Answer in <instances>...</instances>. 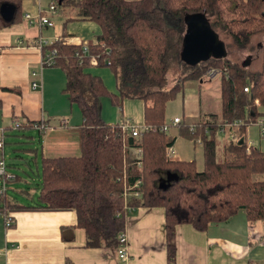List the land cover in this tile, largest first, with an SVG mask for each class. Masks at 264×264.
<instances>
[{
	"label": "trees",
	"instance_id": "obj_1",
	"mask_svg": "<svg viewBox=\"0 0 264 264\" xmlns=\"http://www.w3.org/2000/svg\"><path fill=\"white\" fill-rule=\"evenodd\" d=\"M53 1L57 6L75 9L77 19L99 24L101 35L97 44H89L90 52L100 54L96 66H109L118 96L109 95L98 75L85 71L90 65L76 57L79 45L57 40L44 47L56 49L54 65L65 71L64 92L79 106L83 123L79 156L41 159L37 207L73 210L77 227L85 232L87 248L116 250L117 237L125 227V179L128 184L141 180V200L129 204L164 210L169 264L174 260L177 225L205 231L210 224L226 222L240 210L249 222L264 221V179L254 178L264 173V152L253 147L247 151L245 140L247 122L261 114L255 100L264 105V45L262 66L257 72L226 57L210 58L188 65L174 84L166 87L170 62L180 55L187 14L203 12L208 20L209 15H215L235 44L244 48L254 34L264 32V0ZM3 4L13 9V16L5 20L0 12V29L22 19L21 0H0V7ZM105 57L110 64L103 63ZM209 68L226 72L220 81L221 113L209 114L193 129L185 123L180 125L183 135L201 139L204 169L197 171L194 161L166 158L165 148L173 144V138L159 128L164 123L166 103L176 97L186 80L201 78ZM104 96L117 105L125 98L151 101L152 105L144 108V123L155 130L143 132L136 139L126 136L120 124H106L99 114L100 98ZM234 120L243 123L236 129L235 139L224 147L225 159L216 161L218 126ZM40 122L32 121L30 126ZM138 147L142 149L140 170L136 155L130 153ZM163 172L172 175L167 183L162 182Z\"/></svg>",
	"mask_w": 264,
	"mask_h": 264
},
{
	"label": "crops",
	"instance_id": "obj_2",
	"mask_svg": "<svg viewBox=\"0 0 264 264\" xmlns=\"http://www.w3.org/2000/svg\"><path fill=\"white\" fill-rule=\"evenodd\" d=\"M50 1L53 0H21L24 18L0 29V128L6 129V135L12 136L14 143H19L17 142L19 140L23 143L24 139L19 138L25 137L26 131L33 130L32 133L37 134L35 141L39 149L34 147L35 145L13 147L19 149L15 154L24 150L30 155L34 154L35 159L40 157L39 185L42 178L41 159L43 157H77L80 155L83 123L82 115L81 118L76 116L74 103L64 92L65 71L54 65L55 62L49 66L42 64L43 56L53 49H44V47L52 45L57 40L66 45L75 46L82 41L97 44L98 36L101 35L99 24L92 20L73 19L77 21L68 23L69 28L66 30V22L65 24L54 22L53 27L40 28L26 19L27 11L37 15L40 9ZM65 11L66 8L58 5L56 14L58 18L64 16ZM61 19L64 20V18ZM74 24L79 27L72 29L71 25ZM219 39L221 40L220 37ZM45 41L49 44L40 45ZM257 45L258 49L264 47L262 40ZM250 49L252 50L253 47ZM262 54L263 50H261V56L260 54L256 56L248 54L238 65L250 72H257L261 69L262 63L258 69L255 67L257 64L254 59L259 60L260 57L262 61ZM87 71L93 74L90 67ZM95 73L100 78L103 74L100 72V76L98 71ZM220 79L221 75L207 77L204 74L199 79L186 80L179 92L182 95L183 117L180 118L179 123L170 124L172 117L170 123L167 124L169 125L167 130L182 123L193 129L195 123L209 114H220L222 109ZM32 81H36L39 86L33 89ZM151 105V101L125 98L118 105L119 116L108 120L105 118V111L102 115L100 98L99 114L108 125L120 124L127 119L142 128L145 126L144 108ZM255 105L260 106L257 100H255ZM137 107L140 109L139 116L136 114ZM260 115L259 118L256 117L254 121L246 124L247 151L253 147L264 152L262 131L264 113ZM16 120L23 123L20 126L22 125L21 129L24 131L21 132L22 134H9V129H13L11 123ZM32 121H41L40 124L43 125L39 126L43 128L30 126ZM242 123L241 120L240 124ZM253 125L259 130V147L250 135V128ZM238 126H233L223 132L217 131L228 137V143L235 139ZM169 136L173 138V144L165 148L166 158L173 161H191L190 157L182 153L176 145L178 141L176 128ZM26 137H29L28 141L34 142L33 136ZM6 143L7 139L5 145ZM199 143L202 147L201 140ZM3 151L5 159V150ZM130 153L136 155L137 151L130 149ZM15 156L17 157L18 154ZM223 157L225 159L224 149ZM15 161L17 162V159L10 164L5 161L7 172L13 175L9 182L25 186L27 180L17 175L16 170L9 168L15 166ZM136 167L138 170L142 168V166L141 168ZM195 167L197 171H201L198 163ZM257 177L264 179V173L254 178ZM8 189L5 193H0V264H169L165 215L162 208L132 205L131 212L124 208L125 227L122 232L127 237V258L121 259L117 253L119 245L116 250L107 247H86L85 232L77 227L73 210L37 207L40 186L35 192L12 187L15 192L22 194V202L11 196ZM124 190L126 191V188ZM4 215L10 216L13 220L9 229L5 227ZM174 243V260L170 264H264V221L249 222L245 212L240 210L226 222L210 224L205 231H197L188 224L177 225Z\"/></svg>",
	"mask_w": 264,
	"mask_h": 264
},
{
	"label": "rangeland",
	"instance_id": "obj_3",
	"mask_svg": "<svg viewBox=\"0 0 264 264\" xmlns=\"http://www.w3.org/2000/svg\"><path fill=\"white\" fill-rule=\"evenodd\" d=\"M23 10V8H22ZM58 13V12H57ZM56 13V14H57ZM54 14L53 16H51L53 18V22L57 23H64L66 22V30H68L69 28V24L68 23H75L74 21L77 20H73V19H77L76 17V11L75 9H72L70 6L66 7V11L64 12V16H62L61 18H64V20H62L61 18H58V16ZM23 11H22V15L21 18L23 19ZM210 19L209 21L212 22V24H214V28L215 31H217V33L219 34V37L221 38L222 42L224 43L225 46V50H226V59L230 60L231 63L233 64H241V62L246 58V56L248 54H251L253 56H256L257 54H260L261 56V50L262 49H258L256 48V46H258V42L260 40H262V43L264 44V32H259L257 34H254L251 37V40L247 43V45L244 48H241L239 46H237L234 42V40L232 39L229 31L223 27V24L219 23L216 18L215 15H209ZM72 19H69V18ZM61 19V20H60ZM186 16L185 19H183L184 22V27L186 30ZM65 24V23H64ZM79 26L77 24L71 25L72 29H77ZM80 34V33H79ZM78 36H81L79 35ZM185 34V31H184ZM253 47V49L251 50L250 48ZM254 61L256 62L255 67L259 69L260 67V63H262L260 57L259 60H257V58L254 59ZM90 70L93 72V74L96 75V71H98V73L100 74L103 84L105 86V88L107 89L109 95H113V96H118V90L116 87V81H115V77L114 74L111 72L109 66H96V65H90ZM253 67V66H252ZM188 69V64L185 63L181 56H177V57H173V59L170 62V70L168 73V83L166 85V87L171 86L172 84H174L175 79L179 76L182 75L186 70ZM220 72L217 73V75H221L226 77V72H222L220 69H218ZM85 71H87V67L85 69ZM222 80V78L220 79V81ZM221 83V82H220ZM182 92V91H181ZM188 92V90H187ZM101 105H102V115L104 113V111L106 112V117L108 118V120L111 119H115L116 117L119 116V109H118V105L115 103H112V99H110L108 96H104L101 98ZM74 109H75V113L76 116L81 118V111L79 106L74 103ZM257 110L263 114L264 113V105H260L257 107ZM140 113V109L139 107H137V111L136 114L137 116H139ZM174 116H176L177 118H182V95L180 93H178L176 95V97L172 100H170L168 102V104L166 105L165 108V113H164V123L165 124H169L170 123V119ZM258 115L257 117L259 118ZM172 118V119H173ZM17 122H19L18 120H16ZM172 121V120H171ZM14 123H11V126L13 125V129H9L8 133H18V134H22L21 132L24 131V129H19V128H15L14 127ZM21 123V122H20ZM226 122H223V124ZM23 124V123H21ZM222 125V124H220ZM177 132H178V141H177V147L180 149V151L182 153H186V155H188L191 159V161H194V164L197 165L198 163V168L199 170H203L204 169V157H203V149L200 145V138H196L195 142H193V140L185 135H183L180 131V125H177V127H175ZM174 127H171L169 130H167L165 132L166 135H170V133L172 132L173 129H175ZM3 128H0V130ZM6 130V129H5ZM33 130H29L25 132L26 136H33V140L34 142H30L27 139L29 137H21L19 139H24L23 143H21V140L17 141L19 143H14V139H12V136H7L5 133V141L7 139V143L5 145V161L8 162V164H10V162H12L13 160L17 159V162L15 161V166L13 167H9L10 169L16 170V174L20 175L21 177H23L24 179L27 180V184L25 186L21 185V184H17L14 185V182H9L7 183V189H8V193L11 194V196H14L19 202H22L23 200L22 198V194L21 193H17L15 192L13 188H23V189H27L30 192H35V190H37L39 188V179H40V173H41V167H40V157L38 159H35V155H30L29 152H26L24 150H21L18 154V156L16 157L15 152L19 149H16L17 147H13V146H28V147H32L33 145H35L34 147H38V143L37 141H35V137L37 136V134L32 133ZM221 132V131H220ZM250 135L251 137L254 139L255 144L257 145V147L260 146V142H259V130L257 126H252L250 128ZM227 136L222 133L220 134L218 131L215 134V141H216V160L218 161H222L223 160V145L227 143ZM16 140H18L16 138ZM137 143H141L142 144V140L140 142V140L137 141ZM227 145V144H226ZM133 151H137V149H133ZM140 150H138L137 152L139 153ZM162 174V173H161ZM162 182L167 183L168 180L170 179L167 174L165 172H163L162 174ZM161 184V183H160Z\"/></svg>",
	"mask_w": 264,
	"mask_h": 264
},
{
	"label": "built area",
	"instance_id": "obj_4",
	"mask_svg": "<svg viewBox=\"0 0 264 264\" xmlns=\"http://www.w3.org/2000/svg\"><path fill=\"white\" fill-rule=\"evenodd\" d=\"M58 12V6L56 5V3L54 1H50L45 7L41 8L40 11L37 13V15H33L30 12H26L25 13V17L26 19H29L30 23H34L35 25H37L38 27L42 28V27H53L54 26V22L51 16H53L54 14H56ZM46 44L48 45L49 43L47 41H45L44 43H40V45ZM81 49L80 52L76 53V57L79 59L80 63H83L84 61H88L89 65H99L101 58H100V54L98 53H91L90 52V45L89 43H87L86 41H82L81 43L78 44ZM57 55V51L56 49H52L50 51H48L42 59V64L45 66H49L52 65L55 62V57ZM103 63L105 64H110V60L109 58L105 57L102 59ZM220 72L218 69L216 68H209L207 70V72L205 73L207 75V77H214L217 75V73ZM33 75H35V73H33ZM39 86V84L36 81H32L31 82V87L33 89L37 88ZM245 91H248L249 88L245 87L244 88ZM181 121V119L175 117L172 119L170 124H177ZM240 120H234L231 122H226V123H221L222 125H219L218 127V131L223 132L226 129L232 128L233 126H238L240 124ZM261 123V122H260ZM19 122H15L14 123V127L15 128H19L20 127ZM39 125H43V124H39ZM38 124L35 126H38L37 128L42 129L43 126H39ZM120 127L122 129V131L128 135L131 136L133 138H141L142 133L143 132H147L150 130H155L154 127L151 126H143L142 128L137 127L136 125H134L131 121L129 120H125L124 122L120 123ZM169 125L167 124H163L159 130L160 131H166L168 129ZM264 133V129L262 130ZM4 146H5V130L1 129L0 130V152H1V156H0V178H1V183H0V193H5L7 190V183L9 180H11L13 178V175L9 172H7L6 170V162L4 159ZM137 151H139V153H135L136 154V159H137V166L139 168H141L142 166V162L140 160V158L142 157V149L140 147L136 148ZM125 188L126 191L124 190V194H123V198H124V202H125V209L128 212H131L133 210V206L130 205L129 203L132 200H138L141 199L142 197V193L140 190V186H141V180H136L133 184H128L127 179H125ZM4 219V224L5 227L7 229H9L12 224H13V220L10 216L4 215L3 216ZM117 242L119 245V249L117 251L119 258L121 259H126L127 258V237L126 235L121 232L118 237H117Z\"/></svg>",
	"mask_w": 264,
	"mask_h": 264
},
{
	"label": "water",
	"instance_id": "obj_5",
	"mask_svg": "<svg viewBox=\"0 0 264 264\" xmlns=\"http://www.w3.org/2000/svg\"><path fill=\"white\" fill-rule=\"evenodd\" d=\"M0 12L5 20H11L13 9L9 5L3 4ZM186 19V30L180 50V56L185 63L194 66L210 58L226 57L224 43L212 29L203 12L187 14ZM168 177L170 178L169 174Z\"/></svg>",
	"mask_w": 264,
	"mask_h": 264
},
{
	"label": "bare ground",
	"instance_id": "obj_6",
	"mask_svg": "<svg viewBox=\"0 0 264 264\" xmlns=\"http://www.w3.org/2000/svg\"><path fill=\"white\" fill-rule=\"evenodd\" d=\"M231 129V128H230Z\"/></svg>",
	"mask_w": 264,
	"mask_h": 264
}]
</instances>
